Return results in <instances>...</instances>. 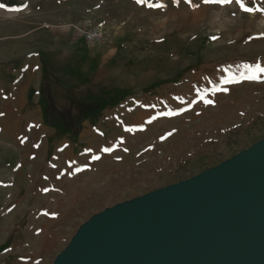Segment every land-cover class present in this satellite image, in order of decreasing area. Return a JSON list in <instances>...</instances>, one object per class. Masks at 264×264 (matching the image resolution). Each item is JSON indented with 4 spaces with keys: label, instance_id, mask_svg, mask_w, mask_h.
I'll return each instance as SVG.
<instances>
[{
    "label": "rangeland",
    "instance_id": "obj_1",
    "mask_svg": "<svg viewBox=\"0 0 264 264\" xmlns=\"http://www.w3.org/2000/svg\"><path fill=\"white\" fill-rule=\"evenodd\" d=\"M242 3L264 9V0ZM82 4L81 37L95 23L107 42L86 47L81 38L73 61L46 64L25 97L20 76L6 74L4 35L17 21L67 23ZM0 5V264H52L93 215L264 138V73L256 71L264 68V12L235 0ZM33 101L44 111L32 112ZM42 119L44 127H30Z\"/></svg>",
    "mask_w": 264,
    "mask_h": 264
},
{
    "label": "water",
    "instance_id": "obj_2",
    "mask_svg": "<svg viewBox=\"0 0 264 264\" xmlns=\"http://www.w3.org/2000/svg\"><path fill=\"white\" fill-rule=\"evenodd\" d=\"M52 264H264V138L93 215Z\"/></svg>",
    "mask_w": 264,
    "mask_h": 264
},
{
    "label": "crops",
    "instance_id": "obj_3",
    "mask_svg": "<svg viewBox=\"0 0 264 264\" xmlns=\"http://www.w3.org/2000/svg\"><path fill=\"white\" fill-rule=\"evenodd\" d=\"M72 9L75 10L73 5L70 7V10ZM77 9H79L78 15L72 17L67 23H57L54 26L45 21L37 26L34 23L25 24L17 21L18 28L4 35L3 47L7 51L6 54H9V57L4 60V64L7 65L6 74L12 77L20 76L18 80L23 84L22 90L25 97L28 98V94L32 96L30 92L38 87L39 80L44 77L46 64L62 63L64 67H67L75 57L76 47L81 38L84 44L81 37L82 29H84L82 25L88 19H86L88 4L84 7L82 4ZM26 18H28L27 21L34 22L32 16ZM30 105H32V112L44 111L37 101L31 102ZM29 125L32 129L38 126L44 127L45 120L31 121Z\"/></svg>",
    "mask_w": 264,
    "mask_h": 264
},
{
    "label": "built area",
    "instance_id": "obj_4",
    "mask_svg": "<svg viewBox=\"0 0 264 264\" xmlns=\"http://www.w3.org/2000/svg\"><path fill=\"white\" fill-rule=\"evenodd\" d=\"M108 32L104 25L91 24L84 30L83 40L86 47L103 45L107 42Z\"/></svg>",
    "mask_w": 264,
    "mask_h": 264
},
{
    "label": "snow or ice",
    "instance_id": "obj_5",
    "mask_svg": "<svg viewBox=\"0 0 264 264\" xmlns=\"http://www.w3.org/2000/svg\"><path fill=\"white\" fill-rule=\"evenodd\" d=\"M137 2H141V0H137ZM204 3H212V2H219V3H231L232 0H203ZM235 2L237 4H240L241 5V8L243 11H246V12H251V11H261V12H264V9H260V8H256V9H252V8H247V7H244L243 3H242V0H235ZM151 6V5H150ZM158 7L160 5H157ZM0 7H3L2 5H0ZM256 71L258 73H264V68H260L259 65L256 66ZM247 78H259L258 76H251V77H247ZM210 103V101H208ZM104 151H107V149H104ZM94 159H99V157H94Z\"/></svg>",
    "mask_w": 264,
    "mask_h": 264
},
{
    "label": "trees",
    "instance_id": "obj_6",
    "mask_svg": "<svg viewBox=\"0 0 264 264\" xmlns=\"http://www.w3.org/2000/svg\"><path fill=\"white\" fill-rule=\"evenodd\" d=\"M207 170V169H206ZM206 170H203L202 172L206 171ZM181 182V181H180ZM179 183V182H178Z\"/></svg>",
    "mask_w": 264,
    "mask_h": 264
}]
</instances>
